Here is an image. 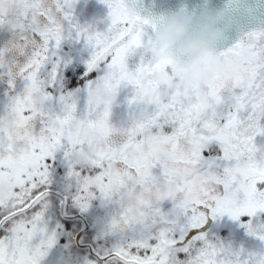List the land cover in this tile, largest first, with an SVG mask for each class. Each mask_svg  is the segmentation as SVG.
<instances>
[{
	"label": "snow or ice",
	"instance_id": "1",
	"mask_svg": "<svg viewBox=\"0 0 264 264\" xmlns=\"http://www.w3.org/2000/svg\"><path fill=\"white\" fill-rule=\"evenodd\" d=\"M76 2L0 0V29L13 36L0 48V75L12 91L17 79L24 84L0 115V181L16 169L13 190L0 197V264H41L64 231L50 228L48 215L61 159L80 208L97 196L118 206L108 231L120 239L100 256L104 264H264V144L257 142L264 137V29L220 53L242 57L231 84L221 76L183 94L154 79L169 61L141 57L129 67L150 39L144 26L154 22L126 0H103L110 25L93 31L75 19ZM68 39L93 50L83 73L92 77L88 94L99 85H131V102L154 106L122 145L109 140L117 131L111 106L88 103L86 115L78 114L76 80L64 79ZM5 116L16 117L14 127H4ZM84 126L98 128L102 139L83 138ZM90 147L94 158L81 168L74 156Z\"/></svg>",
	"mask_w": 264,
	"mask_h": 264
},
{
	"label": "clouds",
	"instance_id": "2",
	"mask_svg": "<svg viewBox=\"0 0 264 264\" xmlns=\"http://www.w3.org/2000/svg\"><path fill=\"white\" fill-rule=\"evenodd\" d=\"M232 25V19L226 9L207 6L195 13L186 7L172 12L154 30V35L143 45V50L158 60L169 61L165 71H156L154 79L183 94H189L196 87H207L221 76L225 84H231L242 64V57L221 55L217 49ZM118 91L99 85L87 96L93 106H113L118 101ZM16 117L10 116L6 126L12 127ZM89 136L102 139L98 128L89 127ZM95 149L90 147L74 156L81 168H87L94 158ZM7 183L0 184V196L9 191ZM130 206H138L139 199L129 197Z\"/></svg>",
	"mask_w": 264,
	"mask_h": 264
},
{
	"label": "flooded vegetation",
	"instance_id": "3",
	"mask_svg": "<svg viewBox=\"0 0 264 264\" xmlns=\"http://www.w3.org/2000/svg\"><path fill=\"white\" fill-rule=\"evenodd\" d=\"M74 17L77 20V22L82 27H87L90 30L93 31H107L109 25H110V9L103 2V0H77L75 6H74ZM143 18L149 19L143 15H140ZM150 20V19H149ZM151 21V20H150ZM146 35L145 39L152 37L154 35L153 33V27L151 25H145L144 26ZM264 29V26L261 28H256L248 31L247 33L255 30ZM246 33V34H247ZM245 34V35H246ZM244 35V36H245ZM13 36L12 33L9 31H6L4 29H0V48L5 47L10 40H12ZM244 38V37H243ZM242 38V39H243ZM241 40V39H240ZM240 40H237L231 44H228L225 47L218 48L217 50L219 52L225 51L228 48L234 46L236 43H238ZM93 50L86 45V42L83 40L77 41L74 39H68L64 42L63 48H62V55L65 57L66 60H71V63L67 65V67L64 70V79L67 81H71L74 77L76 80V88L72 89L74 91H77L78 93V104H79V115L81 117H84L87 113V87L86 82L88 79H91L92 77H83V73L87 71V63L91 58ZM12 53L9 54V59L12 58ZM141 57H143L145 60H150L152 58L150 53H146L143 49H140L137 51L136 54L130 57L129 59V67L133 70H135L140 63ZM18 60L20 62H23L24 57H18ZM5 69H0V73H4ZM95 75V73L93 74ZM9 77L7 75H0V101L7 106L10 102V97L16 95L20 91H22L24 84L21 80L17 79L16 81V88L14 91L10 90V86L8 83ZM66 86V85H65ZM119 97L118 101L111 107V116H110V124L112 127L117 129L116 132H114L111 137L109 138L110 142L114 146L122 145L127 140V135L125 134L127 130L131 129L135 123L142 117V115L145 112V108L148 112H151L154 110V106H145L141 105L132 101V97L135 95L134 88L131 85L124 86L122 85L120 89L118 90ZM103 107V106H101ZM89 126H84L81 128V136L83 138H88ZM257 142L259 144H264V137H258ZM86 151V150H85ZM111 206L109 209H106V214L111 215L110 218H112L116 212L118 211V206L115 204H109ZM111 221V219H110ZM115 239L118 240L120 238L118 235L113 234ZM59 242L57 241L53 248L62 247L58 245ZM83 244H93L90 240L84 239L79 246H72L70 243L66 248V257H62L58 255V251L55 252L54 260H58L59 264H84L86 261L85 258H81V254L84 253V245ZM58 245V246H57ZM105 252V250L103 251ZM83 261H80V260ZM42 260H44L42 258ZM51 264L48 261L45 260V264ZM104 264V262L102 263Z\"/></svg>",
	"mask_w": 264,
	"mask_h": 264
},
{
	"label": "water",
	"instance_id": "4",
	"mask_svg": "<svg viewBox=\"0 0 264 264\" xmlns=\"http://www.w3.org/2000/svg\"><path fill=\"white\" fill-rule=\"evenodd\" d=\"M126 3L134 12L149 18L156 27L181 7L195 13L209 5L224 8L232 19V25L226 30L218 48L242 39L252 29L264 26V0H126Z\"/></svg>",
	"mask_w": 264,
	"mask_h": 264
},
{
	"label": "rangeland",
	"instance_id": "5",
	"mask_svg": "<svg viewBox=\"0 0 264 264\" xmlns=\"http://www.w3.org/2000/svg\"><path fill=\"white\" fill-rule=\"evenodd\" d=\"M67 194V200L64 194L61 191H54L51 190V194L54 195L53 200L49 198V210L48 215L52 216L55 211L58 213H61L60 215L65 216L68 220L79 221L76 220L77 218H80L83 220L82 225L76 229L78 231L74 234L76 236V240L80 244L84 239L90 240L94 244H83L84 247V253L81 254V258H85L86 261H99V264H102L103 261L100 260V256L109 251L116 243H118L119 239H115L114 235L108 231V226L110 223L111 215L106 214V209H109L111 206L107 204L106 201L103 200V203L101 205V210L93 209L95 206L100 205L101 201L98 199H102L101 197L97 196V198L91 200L90 206L85 210L80 208L76 203L73 201V196L75 195V192L65 190ZM52 201V202H51ZM56 201H58L56 203ZM56 203L55 211L53 210L54 207L53 203ZM58 204V206H57ZM106 206L103 208L102 206ZM88 218V220H87ZM59 219V218H58ZM91 219V220H90ZM89 221L90 224L87 222ZM72 222V225L75 226V223ZM81 223V221H80ZM66 227L63 228L64 231L68 230L67 224H65ZM50 228H54V225L50 223ZM55 229V228H54ZM63 233V232H61ZM59 235V233H58ZM58 246V245H57ZM105 250V252H103ZM62 252V249L58 246L55 248H51L48 250V253L45 257H43L44 260L48 261L51 264H59L58 260H54L53 254L55 252ZM80 261H83V260ZM85 262V261H83ZM76 264H79L76 262ZM85 264V263H84Z\"/></svg>",
	"mask_w": 264,
	"mask_h": 264
},
{
	"label": "trees",
	"instance_id": "6",
	"mask_svg": "<svg viewBox=\"0 0 264 264\" xmlns=\"http://www.w3.org/2000/svg\"><path fill=\"white\" fill-rule=\"evenodd\" d=\"M6 107L7 106H5V104H3L0 101V115L4 114V112L6 110ZM9 117L10 116H5L4 117V127L5 128H11V127L6 126V121H7V119ZM14 126H12V127H14ZM57 164L59 165V167H57L55 169L54 173H53V183H52V186H51V190L61 191L64 194V196L66 197V200H67V194H66L65 190H68V191L70 190L72 192H75L76 191V184H75V182L73 180L67 179V173H68L67 164L65 162H63L62 159L58 160ZM15 172H16L15 167L11 168L9 178H6L4 181H0V184L7 183L10 186L9 187V191L6 193V195L5 196H0V197L6 198L8 196V194L13 190V185H14L13 177L15 175ZM53 197H55V196L50 194L49 198L51 200H53ZM55 199H57V198L55 197ZM98 200L101 201V204L97 205V206H95V208H93V209H96L97 211L101 210V205L103 203V199H98ZM57 202L58 201H56V203ZM56 203L54 202L53 203L54 207H51V208H53L54 211H55V208H56ZM57 206H58V204H57ZM105 206H106V204L104 206H102V207L104 208ZM60 214L61 213H58V215H57V211H55V213L52 216L50 215L49 218H50V223H52L54 225V228H55V226L57 224L62 225L63 228L66 227L65 224H67V226H68L67 227L68 228L67 231H61L63 233L58 232L59 235L57 234V241L59 242L58 245H60L62 247V252H59L58 255L62 256V257H66V255H67L66 248L67 247H63V246H68L69 243L72 246H74V248H76V246H79L78 245V241L75 238L76 236H74V234L78 232V231H76V229L82 225L83 220H81L80 218H77L76 220H79V221H74L73 222L72 221L73 219L72 220H68L67 218H65V216L60 215ZM87 220H88V218H87ZM80 221H81V223H80ZM72 222L75 223V226L72 225ZM87 222L90 224L89 221H87ZM41 264H45V260H41ZM46 264H48V263H46Z\"/></svg>",
	"mask_w": 264,
	"mask_h": 264
}]
</instances>
